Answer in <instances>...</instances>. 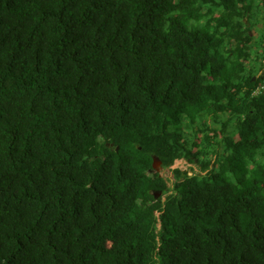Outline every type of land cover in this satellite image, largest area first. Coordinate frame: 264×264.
<instances>
[{
    "label": "trees",
    "instance_id": "obj_1",
    "mask_svg": "<svg viewBox=\"0 0 264 264\" xmlns=\"http://www.w3.org/2000/svg\"><path fill=\"white\" fill-rule=\"evenodd\" d=\"M263 85L264 0H0V264H264Z\"/></svg>",
    "mask_w": 264,
    "mask_h": 264
},
{
    "label": "rangeland",
    "instance_id": "obj_2",
    "mask_svg": "<svg viewBox=\"0 0 264 264\" xmlns=\"http://www.w3.org/2000/svg\"><path fill=\"white\" fill-rule=\"evenodd\" d=\"M175 169H181L183 171H188L191 173L198 172L199 168L196 164L190 163L185 160H178L175 162V164L170 169H164L162 165L158 166V172L159 174L164 177L165 179L169 180V186H172V180H173V170ZM193 169L194 171H192Z\"/></svg>",
    "mask_w": 264,
    "mask_h": 264
},
{
    "label": "water",
    "instance_id": "obj_3",
    "mask_svg": "<svg viewBox=\"0 0 264 264\" xmlns=\"http://www.w3.org/2000/svg\"><path fill=\"white\" fill-rule=\"evenodd\" d=\"M159 165H161V162L157 158H154L153 166L156 170H158Z\"/></svg>",
    "mask_w": 264,
    "mask_h": 264
},
{
    "label": "built area",
    "instance_id": "obj_4",
    "mask_svg": "<svg viewBox=\"0 0 264 264\" xmlns=\"http://www.w3.org/2000/svg\"><path fill=\"white\" fill-rule=\"evenodd\" d=\"M263 89H264V85L261 88H259V90H263Z\"/></svg>",
    "mask_w": 264,
    "mask_h": 264
}]
</instances>
